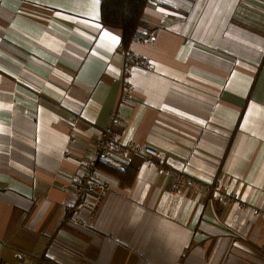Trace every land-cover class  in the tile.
Listing matches in <instances>:
<instances>
[{"label": "crops", "instance_id": "obj_1", "mask_svg": "<svg viewBox=\"0 0 264 264\" xmlns=\"http://www.w3.org/2000/svg\"><path fill=\"white\" fill-rule=\"evenodd\" d=\"M102 2L0 0V264H264V0L149 3L131 72ZM114 114L164 158L103 167L114 188L75 209ZM159 160L226 196L176 193Z\"/></svg>", "mask_w": 264, "mask_h": 264}, {"label": "built area", "instance_id": "obj_2", "mask_svg": "<svg viewBox=\"0 0 264 264\" xmlns=\"http://www.w3.org/2000/svg\"><path fill=\"white\" fill-rule=\"evenodd\" d=\"M159 1L160 0H148V3L154 4ZM154 40L155 35H153L150 30L145 29L138 30L133 37V41H138L147 45H152ZM122 47L125 50L126 54L125 70L127 72H131L135 67H138L140 64H144L142 57L132 53L131 50L128 47H125L124 44L122 45ZM117 119L118 115L114 114V125L107 129L101 130L99 139L97 140L95 145L97 148L96 158L84 159L81 162L83 172L76 184L72 187H65V190L71 191L77 199L75 209L79 208L83 204L88 205V201L90 200L92 210H97L103 203L105 195L112 188H114L112 183H110L109 178L104 173L103 167L108 166L115 170L122 171L127 167L125 158L129 154H144L146 155L149 162H154L160 157L164 158L163 152L150 145H143L141 147L136 145H124L121 136L118 135L115 130ZM157 164L158 166H160V169L166 176L175 178L176 193H180L182 191V188L190 183L196 185L198 188L203 190L204 193L212 191L216 196L221 194L226 196V194L224 193V189H222L219 184L210 186L202 183L182 171L172 169L162 160H159ZM254 213L256 215L260 214L264 217V212H260L258 209H255ZM70 218L71 217L69 216V219Z\"/></svg>", "mask_w": 264, "mask_h": 264}, {"label": "trees", "instance_id": "obj_3", "mask_svg": "<svg viewBox=\"0 0 264 264\" xmlns=\"http://www.w3.org/2000/svg\"><path fill=\"white\" fill-rule=\"evenodd\" d=\"M148 4V0H103L101 23L104 27L120 30L123 44L129 47L135 33L144 27L143 13Z\"/></svg>", "mask_w": 264, "mask_h": 264}, {"label": "snow or ice", "instance_id": "obj_4", "mask_svg": "<svg viewBox=\"0 0 264 264\" xmlns=\"http://www.w3.org/2000/svg\"><path fill=\"white\" fill-rule=\"evenodd\" d=\"M109 34L108 33H105V36H108ZM112 39L114 40L115 39V37H112Z\"/></svg>", "mask_w": 264, "mask_h": 264}]
</instances>
